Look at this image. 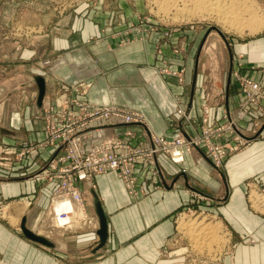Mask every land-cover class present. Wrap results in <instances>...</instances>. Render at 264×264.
I'll return each mask as SVG.
<instances>
[{"label": "rangeland", "instance_id": "374dc122", "mask_svg": "<svg viewBox=\"0 0 264 264\" xmlns=\"http://www.w3.org/2000/svg\"><path fill=\"white\" fill-rule=\"evenodd\" d=\"M175 1L176 0H173L172 4H169L168 9L164 11L158 4L163 3L165 6L168 4L166 1L162 0H0V86H4L1 85L2 82L8 85L16 82L10 90L15 89L10 93L5 92L0 98V124H4L6 121L5 117H9L13 109L17 110L19 117L22 118L25 116V118H29L31 122V126L28 128L29 130L26 131L30 132V138L29 136L26 137L27 134L24 129L19 130L18 128L10 129L5 127L9 131L5 134H0V168L8 169L14 161L21 159L24 155H30L28 163L30 162L33 166L30 176L37 179L35 175L40 172L42 167H46L49 161L48 159L52 156L51 147L55 145L56 142L53 143L51 140H53L56 135L71 136L78 131L74 143L75 150L78 153H87L84 150L86 148L87 150L90 149L91 158L108 154V162L111 163L112 160L115 159L113 155L118 156L122 161L129 156L130 151L124 146L119 145L117 139L113 137H126L125 133H127L128 137L130 136L128 140L131 144L139 146L142 150L148 148V151L157 157L158 165L156 161L154 163L156 168L159 167L158 180L160 181L156 183L159 182L157 185L158 188H164L162 177L163 179H168L172 177V175H168V173L177 175L180 171H185L189 161L188 159L187 162L185 161L182 163L176 158V162H179L172 164L166 157L167 154L170 152L176 154V150L179 149L180 146L183 145V147L188 148L187 145H189L190 151H187L189 154H187L186 157L190 156V163L195 165L199 163L198 160H200V158L195 156V152L193 151L197 149L203 153L202 149H204V153L212 166L211 169L209 168L208 176L214 179V181L213 183H207L194 179V181H191L190 185L196 189H191L189 187L185 188V190L191 194V198L188 200L187 204L182 205L174 211L173 232L169 239L158 249L157 259L159 258V260L158 262L155 261L156 264H264L263 175L255 174L245 177L242 181L243 199L248 211L234 217L233 231L218 208L224 203L225 198L223 197L224 185L222 182V178L225 176L224 172L222 173V171L225 170L223 168L225 159L220 162V148L216 149V157L211 159L212 156L208 153V149L206 147L201 149L194 144V141L187 138L189 134L182 127L174 126L175 129L168 134L156 133L147 126L148 121L143 113L133 106L112 102L107 103L108 105L90 102L87 99V92L93 83V79H77L73 82H67L55 71L57 66L59 68L60 65H65V63H63L65 59L60 53L63 51V45L67 43L73 30L94 29L93 32L86 37L85 41L87 43H101L106 40L112 48H117L136 41L150 42L154 45L157 56H155L153 62L148 64L151 65L150 67L154 68L158 76L164 77L167 82L170 81L168 77L172 76L178 83L184 85L185 67H183V65H175L174 62L170 60V57L183 58L187 55V59L189 60L187 63V73L190 75L189 82L191 83L192 81L194 69L195 72L198 73L196 76L201 77L199 89H196L197 91L194 89V94L196 93V97L199 99L198 111L200 110L201 114L197 117L198 114H194V110H190L188 113L186 109V121L190 123V126L193 125L195 127V119L199 118L201 121V118L204 116L207 119L208 125H210L206 126L208 133H215L212 125L217 129L221 127V125H226L227 120L229 123L226 127L227 129L230 130V128H234V130H238L235 128V124L234 126L232 125L230 119L226 120L222 116L223 112L229 109L227 107L223 108V100L228 79L229 87H233V85L234 89L236 87L232 75L233 69H231L230 64L238 65V63H240L242 65L245 61L242 59V55H237L239 56V62L237 61L238 58H235L236 60H230L229 51L232 50L233 46H237L240 43H247L248 45L251 44L250 47L257 51L255 55L258 53L261 54L263 50L259 52L257 47L253 46V43L260 39L264 40V27L254 31H249L245 28L240 32H236L232 29H225L214 19L208 18L205 15L203 16V14L199 15L198 12H193V2L191 0ZM247 2H249L250 5L246 7L256 12L258 11V14L264 22V0H248ZM184 4L185 6L181 8ZM175 8H180L181 11L177 12ZM186 11H192L193 13L191 12L189 15ZM93 25L95 27H93ZM212 40H215L214 47H208V44ZM182 41L187 43V48L181 45ZM164 47L165 49L163 52L162 49ZM56 58L59 59L55 62ZM93 63L95 64V74L101 75L104 73L102 68L99 67L96 59H93ZM249 65L252 66L257 64L253 62ZM29 73H36L44 78L45 89L43 97L46 95L45 91H48V100L44 105L41 102L39 111H37L34 106L35 91L31 90L34 87L36 89L35 83L31 81L29 86L23 84L28 81L27 75ZM231 77H233V79ZM195 82L199 83V81ZM198 83H196L197 86ZM21 87L25 88L19 90ZM65 88H68V90H65ZM13 92L15 93L11 97L6 98L5 94L9 95ZM72 95L76 97L74 100L79 103L88 101L93 105L108 106L101 107L102 111L109 112L112 117L109 115L101 116L98 113L82 112L80 114H74L70 112L76 108V104L73 103V100L71 101L73 98ZM179 102L180 106H184L182 101H176L177 104ZM66 103L70 105L66 113L62 114L57 110L51 111V108L55 109L57 105L60 104H62L61 107H64ZM114 106L118 108H127L125 109V114L120 112L122 117H116V113L118 112L116 109L118 108ZM214 107L215 110H213ZM216 108L220 110L217 111L218 109ZM122 110L123 109H121V111ZM78 112L79 111H77V113ZM135 112L139 114L142 113L141 116L143 115L144 117L137 118ZM124 115H126V117L128 116L127 118L131 117L137 120L136 123L139 124V126L134 123L124 124L126 119L116 121L120 119V117L124 118ZM173 117L175 119H182L175 113H173ZM113 121L119 123V125H112L114 124ZM181 121L185 122V117H183V120H180V122ZM89 123H103L104 127L102 126L99 134H103L104 136L109 135V137L104 138L103 141L88 138V130L84 131V128H86L85 125ZM176 123L177 121H175L174 124L176 125ZM189 132L191 136L195 134V137H199L200 129L196 127L193 129L191 127ZM252 132L253 130L246 133L247 136L252 135ZM239 133L236 134V132H234V139L236 135L238 138L234 140L235 142H232L233 146L237 145L233 152L243 148L253 139V137L250 136L251 139L246 141L244 131H239ZM93 134H95V132H93ZM139 138L142 139L140 140ZM143 139H145V142ZM219 139L222 144H225L223 142L226 140L229 142L227 136H221ZM212 140L214 143L217 142V139ZM163 141L171 143L165 145ZM162 145L165 146L160 148ZM165 147L170 150V152ZM159 148L160 153L157 154ZM213 148H215V146ZM226 149L229 148L226 147ZM136 150L137 149L134 148L131 153H135ZM226 156H228V154ZM35 158H39L40 161H36ZM119 168L121 169L120 166ZM127 168L128 162L123 163V171L126 174L128 173ZM170 169H172V171ZM114 170V168H111L110 171L107 172L116 174ZM49 172L53 174L52 171ZM38 179L41 182L50 183L52 189L48 198V206L45 208L44 213H41L39 216V220H37L35 225L36 231H32L35 233L41 231L42 233L40 235L49 234V236L45 237L53 240L51 237H55L56 232H53L54 234L46 233V225L43 224L42 220L48 215L52 197L58 194L57 192L55 193V191L59 189V185L57 181L50 176ZM91 181L92 179L81 182L87 183V186L82 187L81 185V190H77L83 196L85 202L83 204L87 207L88 214L93 212L91 208H89L86 198V191L88 189L90 190L92 185ZM141 181L143 182V179ZM167 184L172 186L173 182H168ZM149 186L152 189L155 188L152 185ZM136 188H141L144 195L149 192L146 186H139L138 183ZM136 191L142 195L139 190ZM250 212L254 214V216L251 215ZM181 216L202 219L203 221L211 222V224H221L216 230V240L211 241L206 247L194 248V246L190 244V240H188L178 228V219ZM251 216L255 217L256 221L253 223L254 225L247 222L249 220L248 217ZM21 217L22 216H17L13 213V211L10 210V206L5 202L2 204L0 200V218L14 225L20 232H22L20 229ZM27 217L28 214L26 215V221ZM97 227L98 223L95 227L83 226L78 230H92L96 232ZM76 231L77 229L73 231L68 230L64 233H66L65 235L68 233L72 235V233ZM37 244L42 245L39 243ZM44 247L51 249L47 246ZM85 258L86 257H84V259ZM230 259H232V261Z\"/></svg>", "mask_w": 264, "mask_h": 264}, {"label": "crops", "instance_id": "0c3cea01", "mask_svg": "<svg viewBox=\"0 0 264 264\" xmlns=\"http://www.w3.org/2000/svg\"><path fill=\"white\" fill-rule=\"evenodd\" d=\"M93 30L77 29L71 32L60 53L65 59L63 62L65 65L56 67L58 75L67 82L93 79L87 92V99L90 102L97 104L112 102L133 106L143 113L148 121L147 126L156 133L168 134L175 129L174 126H179L190 134L191 127L199 128L196 124L199 118L195 119V127L182 121L174 124L176 95L188 113L194 110V114H198L197 117L201 114L200 110L198 111L199 99L196 93L194 94V89H199L201 85V77L196 76L198 73L194 69L192 81L189 82L187 55L183 58L170 57L175 65L185 67L184 85L178 83L172 76L168 77L170 81L167 82L148 64L157 56L152 43L136 41L117 48L110 47L106 40L101 43H87L85 39ZM181 43L187 48L185 41ZM250 45L240 43L233 46L229 51V57L230 60L238 58L239 62V56L242 55L246 63L242 64V72L253 75L254 71L249 69V64L264 63V40L260 39L253 43L259 52L263 50L261 54L255 55L257 51ZM164 49L165 47L162 49L163 52ZM58 59L56 58L55 62ZM93 59L97 60L99 67L104 71L101 75L94 73ZM235 65L230 64L231 69L234 70V66L236 69L237 64ZM15 84L16 82L11 85L2 82L1 85L5 86L4 93ZM22 88L25 87L19 90ZM31 90L35 91L36 96L35 87ZM15 92L5 94L6 98ZM45 92L46 95L41 100L43 105L48 100V91ZM235 93L236 88L234 89V85L229 87L228 79L223 108L231 109L235 105L236 100L238 101ZM11 111V115L5 117L4 124H0V129L4 128L6 133L9 131L6 128L24 129L25 132L29 130L31 126L29 118L19 117L15 109ZM26 134V137L30 138V132ZM193 152L200 158L198 164H191L189 156L185 171H180L177 175L168 173L172 177L168 179L162 177L164 188L156 186L145 195L142 192V195L132 196L112 172L97 174L92 178V185L90 190H87L88 193L86 191V198L89 208L93 211L91 214L95 216L93 202L97 199L106 219L107 237L102 247L95 245L97 238L95 232L77 230L72 235L65 233L59 237L57 235L51 237L57 248L49 249L26 238L18 228L0 218V264H156L159 260L158 249L173 232L174 211L187 204L191 198V194L185 188L196 189L190 185L194 179L207 183L214 181L208 176L209 168H212L209 159L202 155L200 150L196 149ZM28 159L30 160V155H24L14 161L8 169L0 168V200L2 204L3 202L8 204L10 210L17 216H23L28 212L26 224L28 228L36 231L37 220L48 206L52 185L30 176L33 166L28 163ZM35 159L40 161L39 158ZM224 159L225 170L222 169L224 170L222 173L224 172L225 176L222 182L225 198L224 203L218 208L234 231V217L248 211L243 199L242 181L245 177L255 174L264 176V138L260 136L253 138L243 148L228 154ZM168 175L166 176L169 177ZM168 182H173V185L169 186ZM81 185L85 187L87 183H80ZM251 215L254 216L252 213ZM248 218L249 224L255 223V217Z\"/></svg>", "mask_w": 264, "mask_h": 264}, {"label": "built area", "instance_id": "2783aa9c", "mask_svg": "<svg viewBox=\"0 0 264 264\" xmlns=\"http://www.w3.org/2000/svg\"><path fill=\"white\" fill-rule=\"evenodd\" d=\"M241 68L242 65L238 63L235 71L234 70L232 71V75L234 77V83L236 85L235 94H236V99L238 97V101L236 100L235 105L231 109L224 111L222 115L226 120L230 119L232 121V125L234 126L235 124V128L238 130H234V128L233 129L231 128L230 130L227 129L226 127L229 124L227 120L226 125H221V127L217 129L215 128L214 125H212L214 127L215 133L212 132L208 133L206 126H210V125H208L206 117L203 116L201 118V121L199 119L197 121V124L199 126L198 129H200L199 137H195L196 136L195 134H193L194 136H191V134H189V137L187 136V138H189L191 141H194V144L199 146V148L202 149L203 147H206L208 149V153L210 154V156H212L211 159L216 157V149L220 148L221 150L220 162L226 157L227 154L232 153L233 150L236 149L237 147V145L234 146L232 145V142L236 140V138H238L236 135V138L234 139V132L238 134L239 131L240 132L244 131V136L246 137V141H249L251 139L250 136H252L253 138L259 136L264 138V63L262 65L249 66V69L254 71L253 75L242 72ZM233 77L231 78L233 79ZM65 90H68V88H65ZM75 98L76 97H73L71 101L73 100V103L76 104L75 105L76 108L70 112L74 114H80L82 112L98 113L101 116L109 115L110 117H112L109 112L102 111L101 107H108V106H100V105L97 106L89 103L88 101L84 103H79L74 100ZM175 99L176 101H179L177 95ZM61 106L62 104L57 105V108L55 109L51 108V111L57 110L58 112L63 114L66 113V111L70 108L69 103H66L64 107ZM121 109L123 110L121 111ZM125 109L127 108L121 107L116 109L118 110V112L116 113L117 115L116 117L118 116L122 117V115H120V112L124 113ZM77 111L79 112L77 113ZM135 113L137 118L142 117L141 114H139L138 112ZM174 113L178 115L180 118H182V119H175V121L180 123V120H183V117H185V122L190 124L188 121H186L187 118L186 108L183 105L180 106V102L176 104ZM121 117L116 121L119 120L122 121V119H126L124 124L134 123L139 126V124L136 123L137 120H134L131 117L127 118L128 116L126 117V115L123 116L124 118ZM113 123L114 124L112 125H116V124L119 125V123L115 121H113ZM102 126L104 127L103 123L102 124L89 123L85 125L86 128H84V131L88 130L87 131L88 138H91L93 140L97 139L103 141V139L108 138L109 135H106L105 133V135L107 136L106 137L103 134H99ZM251 130H253L252 135L247 136L246 133H248ZM78 132H75L74 135L72 134L71 136L56 135L53 138V140H51L53 143L56 142V144L52 145L51 147L52 156L48 159L49 161L46 167L45 168L42 167L40 169V172H38L35 175L37 179L45 178L47 176L54 178L57 181V184L59 185V189H56L55 193L57 192L58 194H61V192L63 191H68L70 194L75 193L76 190H81L80 187L81 182H84L86 180L89 181L95 175L110 171L111 168L115 169L114 171L116 172L118 177L122 180L124 187L133 196L140 195L136 191L137 183L139 186L140 185L146 186L147 191L149 192L150 190H152V188L149 185H152L153 187H156L158 185V183L156 182L158 181L159 178L158 177L159 167L156 168L154 163L156 161V164L158 165L157 157L153 155L151 152H149L148 148H144V150H142L139 146L131 144V142H129L128 140V138L130 139V136L128 137L127 133H125L126 137L122 136L119 138L117 137H113V138L117 139L119 145L124 146L130 151L129 156L121 161L118 156L113 155L115 159H113L112 162L110 163L108 162V154L104 156L100 155L91 158V153L89 152L90 149L87 150L86 148L84 150L87 153H78L75 150V145H74L76 141L75 137L78 134ZM93 132H95V134H93ZM221 136L224 137L227 136L229 138L228 140L229 142H227L226 140L225 142H223L225 144H222V142L219 139V137L221 138ZM212 139L214 140L217 139V142L214 143ZM143 141L145 142V139H143ZM163 143H165L166 145V144H170L171 142L163 141ZM165 145H162L160 148H163V146ZM214 146L215 148H213ZM226 147H228L230 150L226 149ZM134 148L137 149L136 152L131 153L133 152ZM160 148L157 154L160 153L159 152ZM202 150H203V154L205 155L204 149ZM168 151L170 152V150ZM173 154L175 153L170 152L169 154L166 155V157L169 159V161L172 164L179 162V161L176 162L175 160L176 157ZM127 162H128V168H127L128 173L126 174L123 171V163H127ZM119 166L121 167V169L119 168ZM49 171H52L53 174L50 173ZM142 179L143 182L141 181Z\"/></svg>", "mask_w": 264, "mask_h": 264}, {"label": "bare ground", "instance_id": "6f19581e", "mask_svg": "<svg viewBox=\"0 0 264 264\" xmlns=\"http://www.w3.org/2000/svg\"><path fill=\"white\" fill-rule=\"evenodd\" d=\"M162 1H166L168 5L165 6V4L163 3H160L158 5H160V8L165 11L166 9H168L169 4H172L173 0H162ZM191 1L193 2V7H192L193 12L195 13L198 12L199 15L203 14V16L205 15L208 18L214 19L222 28L232 29L236 32L238 31L240 32L245 28H247L249 31H254L256 29L260 30V28L264 27V22L262 18L260 17V15L258 14V11L256 12L253 9L246 7L250 5L249 2H247L248 0H242V1L240 0H191ZM183 6H185V4L182 5L181 8ZM175 10L177 12L181 11L180 8H175ZM186 12L189 15L191 14V12H188V11ZM214 45H215V40H212L208 44V47H214ZM187 147L188 148H185L182 145L179 147V149H177L178 153L173 154L176 158H178L177 160H179L182 163L185 161L187 162L188 160V157L186 156L187 154H189L188 152L190 151L189 150L190 146L187 145ZM136 190H139L140 193H142L143 191L141 188L140 189L136 188ZM83 203H85L83 200V196L77 190L75 191V193H71V194L68 191H63L61 192V194L54 195V197H52V200H51V206L48 209V215L42 220L43 224L46 225V233L56 232V235L59 237L65 234L64 232L68 230H71V231L76 230V229L78 230L80 227L82 228L83 226L95 227L98 223L97 216L96 214L95 216H93L92 214H88L87 207ZM220 226L221 224H211V222L209 221L206 222L198 218H189V217L181 216L178 219V228L180 232L188 240H190V244L194 246V248L196 249L203 248L202 246L206 247L207 245L210 244L211 241L216 240L217 238L216 230ZM41 233H42L41 231L36 232V234H39V235ZM42 235L49 236V234H42ZM230 260L232 261V259Z\"/></svg>", "mask_w": 264, "mask_h": 264}, {"label": "water", "instance_id": "95a60500", "mask_svg": "<svg viewBox=\"0 0 264 264\" xmlns=\"http://www.w3.org/2000/svg\"><path fill=\"white\" fill-rule=\"evenodd\" d=\"M28 77V81L23 83L24 85L29 86L31 84V81H33L35 83L36 86V96L34 99V106L35 109L37 111L40 110L41 107V100L44 94V89H45V84H44V78L36 73H29L27 75ZM15 89V88H14ZM12 90L7 91L6 93H10ZM5 91V87L4 86H0V96L4 93ZM2 133H6V130L4 128L0 129V134ZM201 152V151H200ZM201 154L203 155V153L201 152ZM94 209H95V214L97 216L98 219V227L96 229V240H95V245H97L98 247H102L106 241V237H107V223H106V219L104 216V213L102 211L100 202L97 199H94ZM28 212H26L20 220V229L22 231V234L36 242L39 244H42L44 246L50 247L51 249H55L57 248L56 243L54 242V240L47 238L45 236L42 235H38L35 232H33L30 228H28V226H26V215Z\"/></svg>", "mask_w": 264, "mask_h": 264}]
</instances>
